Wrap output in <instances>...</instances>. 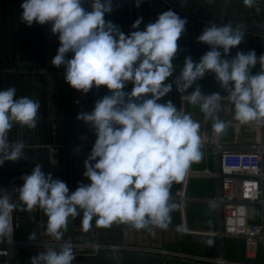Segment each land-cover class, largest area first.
<instances>
[{
  "label": "clouds",
  "instance_id": "1",
  "mask_svg": "<svg viewBox=\"0 0 264 264\" xmlns=\"http://www.w3.org/2000/svg\"><path fill=\"white\" fill-rule=\"evenodd\" d=\"M85 2L24 0L20 5L21 23L28 27L50 24L52 34L58 35L60 46L51 64L64 68L67 84L84 94L101 86L110 92L95 102L91 112L77 116L97 137L84 161L83 175L90 184L81 182L70 193L64 181L45 174L42 165L36 164L30 175L21 176L23 185L13 189L18 193L17 202L0 189V242L11 241L14 210L36 208L47 217L45 235L63 241L58 248L49 247L32 256L31 264H73L75 246L63 237L69 218L81 213L84 232L90 230L93 220L97 227L126 224L152 235L155 229L167 230L173 225V214L182 207L173 196V186L204 156L200 122L171 100L158 103L172 91L173 83L178 92L187 93L188 104L198 106L204 119L213 121L212 131L217 135H226L229 127L218 115L224 100L232 106L233 119L239 124L264 126V54L238 51L232 59L223 58L244 40L242 25H205L197 41L210 50L198 62L186 57L174 82L165 83L176 71L177 42L187 31L188 20L168 10L141 29V16L132 24L134 31L126 35L105 20V14L113 11V0H87L90 11ZM141 3L135 0L137 8ZM243 4L251 8L255 0H243ZM257 63L260 71L252 74ZM209 72L226 96L202 92L198 81ZM128 83L133 85L130 93L124 91ZM40 108L36 98H17L14 86L0 91V166L27 158L23 140L10 141L9 133L17 125L35 130L42 119ZM175 230L189 231L183 223L175 225ZM36 239L33 232L29 240ZM205 244L212 247L214 240L207 239Z\"/></svg>",
  "mask_w": 264,
  "mask_h": 264
},
{
  "label": "crops",
  "instance_id": "2",
  "mask_svg": "<svg viewBox=\"0 0 264 264\" xmlns=\"http://www.w3.org/2000/svg\"><path fill=\"white\" fill-rule=\"evenodd\" d=\"M24 0H0V91L14 86L17 89V98L28 96L40 101V120L35 130L21 129L15 126L9 133L12 141L23 140L26 145V159L17 162L6 161L0 166V188L15 189L23 185L22 175H30L36 164L42 165L45 174L51 173L54 179L64 181L70 193L75 191L79 183L90 184L91 181L84 177L83 171L77 165V159L70 151L69 145L77 141L79 133H88L95 143L97 139L94 130L83 121L77 120L81 112H91L95 102L110 92L106 86L99 89L93 87L88 93L73 89L65 82L64 68L57 73L51 68V60L57 54L60 46L58 35L51 32V25L33 23L31 27L20 22L23 12L21 4ZM220 0H194L189 10L176 5L171 0H142L139 8L135 6V0H113V11L105 14L106 21H112L120 27V30L130 34L134 29L132 24L143 17L141 29L148 23L155 21L157 16L168 10L176 12L182 19L186 18L187 31L178 40L179 51L174 64L183 65L186 57L198 62L202 55L210 50L205 43L197 41L205 25L212 22L217 25L231 23L234 27L242 25L246 36L242 43L231 49L226 59H232L238 51L247 53L254 50L257 56L264 54V36L262 29L253 21L245 17V9L241 5H232L229 9L228 21L219 20ZM87 10H91L90 3L85 2ZM69 53L68 57L71 58ZM5 65V66H3ZM182 67H175L173 76L165 83H173L180 74ZM260 71V64L251 69L252 74ZM56 82L58 94L56 91ZM202 92L209 95L220 92L222 96L227 94L219 87L213 73L206 74L203 80L198 81ZM133 85L128 83L124 89L131 92ZM195 85H193V89ZM191 91V89L189 90ZM176 90L173 83L172 91L163 97L158 103L171 100L177 109L183 107L191 114L194 120L201 124L203 141L208 137L211 120H205L199 107H193L187 103L184 96ZM222 120L227 122L233 119V108L227 100L223 101V110L218 113ZM235 127L229 123L226 135H219L222 140H231L236 135ZM62 147V173L59 167V151ZM204 156L201 162L193 164L181 183L175 184L172 189L173 196L178 192L188 196V200L182 204L181 210L173 214V225L167 230L155 229V235L147 230H136L129 225L113 223L110 227H97L95 220L89 231L84 232L81 227V216L69 218L67 236H70L75 227H78L79 237L104 243L136 244L147 247H159L164 249H181L197 255L217 256L222 255L229 259H246V246L242 239L232 237L219 238L216 232L224 228V215L219 213L218 207L211 208L213 202L209 201L218 191V180L212 171L218 166V158L203 146ZM93 164L95 161L92 162ZM14 202L18 196L13 197ZM39 222L36 225V235H45L47 217L44 212L36 208ZM183 223L189 229L187 233H178L175 225ZM26 225V224H24ZM23 226V225H22ZM21 228V227H20ZM20 230V229H19ZM16 235L18 236V232ZM207 239H213L214 245L208 247ZM30 249V248H18ZM16 249L15 252L18 250ZM40 250V249H31ZM16 257V253H15ZM19 258V256H18ZM17 260V259H16ZM96 264H159L158 259L125 256L119 263L112 254H105L96 259ZM180 264V263H175Z\"/></svg>",
  "mask_w": 264,
  "mask_h": 264
},
{
  "label": "built area",
  "instance_id": "3",
  "mask_svg": "<svg viewBox=\"0 0 264 264\" xmlns=\"http://www.w3.org/2000/svg\"><path fill=\"white\" fill-rule=\"evenodd\" d=\"M171 1L187 10L194 2V0ZM236 4L241 5L243 11L245 9V17L262 29L264 36V0H255L251 8L244 6L243 0H220L218 18L221 22L227 23L229 9ZM212 123L213 121L210 123L211 128L208 137L203 141V146L218 158V166L212 171L218 180V191L209 198L210 202L217 205L220 215H224V228L216 234L219 238L242 239L246 246V259L235 260L222 255H197L181 249L93 241L80 238L78 227H75L70 236L63 238L65 241L70 240L75 246L73 264H96V259L107 253L112 254L119 263H122L125 255L144 254L195 264H264V126L229 122L237 133L233 139L227 141L220 139L219 135L212 131ZM93 145L94 142L88 133H79L77 141L69 145L71 153L77 159V165L83 172L84 161L90 155ZM0 189H4L12 198L18 196L12 188ZM174 198L181 203L188 200V196L180 192L174 195ZM38 222L36 211L14 210V231L11 241L0 242V264H18L15 258V250L18 248H58L63 243L40 235H37L36 240H29V236L16 235L22 224ZM158 263L183 264L160 259Z\"/></svg>",
  "mask_w": 264,
  "mask_h": 264
},
{
  "label": "trees",
  "instance_id": "4",
  "mask_svg": "<svg viewBox=\"0 0 264 264\" xmlns=\"http://www.w3.org/2000/svg\"><path fill=\"white\" fill-rule=\"evenodd\" d=\"M26 225L22 224L19 232L18 237H27L30 236L33 232H36L37 226L36 225H30L34 223H25ZM43 249L40 250H34L31 249H18L16 253V261L18 264H31V257L34 255H37L41 252H43ZM19 256V258H18Z\"/></svg>",
  "mask_w": 264,
  "mask_h": 264
},
{
  "label": "water",
  "instance_id": "5",
  "mask_svg": "<svg viewBox=\"0 0 264 264\" xmlns=\"http://www.w3.org/2000/svg\"><path fill=\"white\" fill-rule=\"evenodd\" d=\"M3 66H5V65H3ZM174 67H183V65L174 64ZM44 68H51V69L54 70L55 73H57L59 69H63V67L57 68L54 65L45 66ZM56 91H57V94H58L57 82H56ZM59 167H60V171L62 173V170H63V164H62V147H61V149L59 151ZM66 233H65V235H64L63 238H66L67 237ZM43 250L45 251L46 249H43ZM132 255L133 256H137V257H145V258L160 259V260H166V261L181 262L183 264H195V263H188V262L178 261V260H175V259H169V258L160 257V256H152V255H144V254H132ZM125 256H130V255H125Z\"/></svg>",
  "mask_w": 264,
  "mask_h": 264
}]
</instances>
